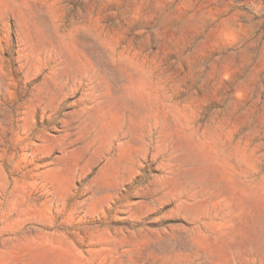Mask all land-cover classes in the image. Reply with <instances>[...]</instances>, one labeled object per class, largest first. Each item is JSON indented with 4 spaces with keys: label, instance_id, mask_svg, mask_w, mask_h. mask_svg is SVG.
Masks as SVG:
<instances>
[{
    "label": "rangeland",
    "instance_id": "1",
    "mask_svg": "<svg viewBox=\"0 0 264 264\" xmlns=\"http://www.w3.org/2000/svg\"><path fill=\"white\" fill-rule=\"evenodd\" d=\"M0 264H264V0H0Z\"/></svg>",
    "mask_w": 264,
    "mask_h": 264
}]
</instances>
